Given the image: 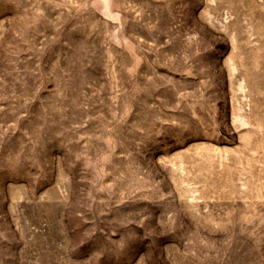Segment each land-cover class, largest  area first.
Here are the masks:
<instances>
[{
  "label": "rangeland",
  "instance_id": "374dc122",
  "mask_svg": "<svg viewBox=\"0 0 264 264\" xmlns=\"http://www.w3.org/2000/svg\"><path fill=\"white\" fill-rule=\"evenodd\" d=\"M0 264H264V0H0Z\"/></svg>",
  "mask_w": 264,
  "mask_h": 264
}]
</instances>
